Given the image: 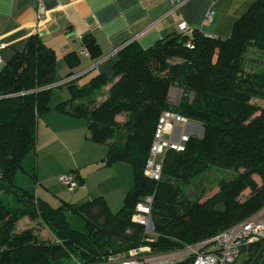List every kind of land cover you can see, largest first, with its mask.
Wrapping results in <instances>:
<instances>
[{
  "label": "trees",
  "instance_id": "trees-1",
  "mask_svg": "<svg viewBox=\"0 0 264 264\" xmlns=\"http://www.w3.org/2000/svg\"><path fill=\"white\" fill-rule=\"evenodd\" d=\"M82 38L89 57L98 60L102 53L95 39ZM168 38L148 49L128 43L118 53L112 79L95 73L80 85L88 71L52 86L62 80L56 77L57 55L31 35L1 71L0 98L10 97L0 99V264H65L71 259L72 264H108L111 256L147 244L154 252L179 250L217 236L264 207V0L251 4L227 38L194 29L193 48L180 32ZM65 60L70 69L80 62L74 52ZM64 86L69 96L52 106L54 89ZM107 86L101 101L93 97ZM172 87L182 92L178 104L170 100ZM51 110L87 121V139L107 146L103 166L132 165L134 184L118 211L101 195L53 207L17 185V172L36 149L38 121ZM165 110L190 120L189 140L185 150L166 152L162 178L152 181L144 168ZM121 116L124 122L117 120ZM120 130L127 133L122 145L112 141ZM210 167L233 169L237 175L220 181L218 191L205 200L179 201L181 188L170 180L187 184ZM148 195H154V242H146L145 228L131 220L137 203ZM69 212L84 217L85 233L71 228ZM25 217L40 219L53 240L41 239L33 224L17 231ZM244 251L245 264H260L264 239ZM192 257L170 264H192Z\"/></svg>",
  "mask_w": 264,
  "mask_h": 264
},
{
  "label": "crops",
  "instance_id": "crops-1",
  "mask_svg": "<svg viewBox=\"0 0 264 264\" xmlns=\"http://www.w3.org/2000/svg\"><path fill=\"white\" fill-rule=\"evenodd\" d=\"M40 1L44 6L42 15L38 13ZM254 1L0 0V73L16 51L23 50L27 39L31 35H38L46 46L57 55V79H63L69 72L84 70H88L89 75L101 73L106 78L112 79L118 53L128 43L135 41L143 49H148L154 46L157 41L178 34L181 22H186L192 30L197 29L204 34L227 38L232 33L234 23ZM210 10L213 11V14L211 19H208L207 13ZM78 35H91L95 39L102 53L98 60H92L90 57L78 53L83 46V41L78 38ZM70 52L77 53L80 60L73 69L69 68L65 60V55ZM56 89H54L50 100L52 106L67 97L64 93L56 94ZM81 131L86 142L96 145L88 146L89 154L95 153V159L101 158L99 160L92 159V164H96L98 161L102 162L107 154V146L87 139L86 136L89 132L87 121L51 110L38 121L39 144L37 151L30 153L25 158L23 169L19 170L21 174L17 172L15 177L17 185L33 191L30 179L34 173L33 176L38 184L34 192L35 195L54 207L60 206L63 202L82 204L100 195L107 199L110 208H112L113 202L121 204L120 197L111 199V196L104 192L96 193L95 196L91 195L93 194L91 191V194L89 193L88 177L83 168L85 165H81V162L76 160L77 158H75V163L65 170L56 171L52 175H40V147L45 146L52 149V152L43 157L44 159L53 157V153H58L60 148L66 151H68L67 148H71L74 152L75 144L82 137ZM118 163L113 164L111 169L117 167ZM101 166H103V162L99 165V169H104ZM74 169L77 170L79 180L84 184L79 186V191L68 194L63 192V188H57L60 184L57 176L61 172H69ZM112 178L116 182L115 174L112 175ZM19 179H22L23 182H19ZM116 189H118L117 186L114 187V190ZM127 190L126 188L121 192V196L125 195ZM27 221L29 220H26L25 223ZM50 237L54 238L53 235Z\"/></svg>",
  "mask_w": 264,
  "mask_h": 264
},
{
  "label": "built area",
  "instance_id": "built-area-1",
  "mask_svg": "<svg viewBox=\"0 0 264 264\" xmlns=\"http://www.w3.org/2000/svg\"><path fill=\"white\" fill-rule=\"evenodd\" d=\"M38 13L39 15L44 13V6L41 1L38 5ZM212 14L213 11L210 10L207 13V18L211 19ZM179 32L189 37L186 46L193 48V30L189 28L186 22L179 24ZM206 35L212 36L210 34ZM78 38L80 40L83 39L81 35H78ZM79 54L87 57L90 56L84 45L79 50ZM87 72L88 70H84L69 78L62 79L52 86L67 83ZM189 123L190 120L180 112L172 110L162 112L158 119L149 157L144 168L146 178L152 181H159L163 175V162L166 152L170 150H185L186 142L189 140V134L185 128ZM179 129L180 131H178ZM59 179L64 185L72 189L77 175L74 172H66ZM153 201L154 195H148L142 198L137 203L134 213L131 216L132 222L145 228L144 240L146 242H154L158 237L154 231V223L151 218ZM263 239L264 207L257 213L234 224L215 237L195 244H188L182 249L169 252H152L151 246L147 244L131 249L125 258L118 257L115 259L111 256L108 264H170L190 256H193L192 264H234L240 256L246 255L244 250L247 247ZM260 264H264V258Z\"/></svg>",
  "mask_w": 264,
  "mask_h": 264
},
{
  "label": "rangeland",
  "instance_id": "rangeland-1",
  "mask_svg": "<svg viewBox=\"0 0 264 264\" xmlns=\"http://www.w3.org/2000/svg\"><path fill=\"white\" fill-rule=\"evenodd\" d=\"M90 77L91 75H87L83 77L79 84L82 85L88 82ZM108 88H109L108 86L104 87L101 91L97 92L93 97H97V100L101 101L103 97L106 95ZM56 92H57L56 94L61 95L62 93H64L66 96H69L68 89L65 86L61 88H57ZM181 95H182V92L180 89H178L177 87H172L170 91L171 102L173 104H178L181 98ZM256 102L259 104H262L261 101H256ZM117 120L120 122H124L125 117L123 116L118 117ZM185 129L187 130V127ZM178 131H180V129ZM81 133H82V137H80V141L75 144L74 152L71 150V148H67L68 151L61 150L60 148L58 153L53 151L54 152L53 157L44 159L43 157H45L47 154L52 152V149L49 147H45V146L40 147V152H39L40 153L39 154L40 155V159H39L40 175L42 176L52 175L56 171H59L62 169L65 170L68 166L75 163V158H77L76 160L80 161L81 165H85L83 168H84V172L86 173L88 177L87 183H88L89 193L91 194L92 192L93 193L91 194L92 196H95L94 194L96 193L104 192V193L109 194L111 196V199H117V198L119 199V197L121 198V204L120 202L118 204H114L113 202L111 209L113 212H116L122 207L126 192L129 189H131L134 184L133 167L129 163L121 162V163H118L117 167H113L112 169L111 167L113 165L101 166L104 169H99V165H101L103 161L102 162L98 161V163L96 162V164L95 163L92 164V159L96 160L97 158L95 159V153L93 155L89 154L90 152L89 147H92V146L94 147L96 145H94L91 142H86V139H84L82 131ZM126 136H127V133L124 130H120L112 141L118 143L119 145H122L125 142ZM38 144H39V141H38V136H37V145L34 151H37ZM42 149H44V152H42ZM99 159L101 158H98L97 160ZM72 172L76 173L77 175V179L75 180V184L72 189L64 185L59 179L62 174L66 173L65 171L61 172V174L57 176V180L61 184L60 185L58 183L59 186L57 188H61V189L63 188L62 189L63 192H67L68 194L74 191H79L80 189L79 186L80 185L82 186L84 184V182H81L79 180L78 172L77 171H72ZM18 174H21V171H18ZM114 174H115L116 182L112 178V175ZM33 175L34 173L32 174V176ZM236 175H237V172H235L233 169H221V168H216V167H210L209 169L197 175L195 179H193L187 184H183L176 179H171L170 181L175 186H180L181 188V192L178 197L179 201L186 200L188 202H193V201H197L201 199L205 200L206 198L212 196L218 191L220 181L233 180L236 177ZM32 176L30 179L31 180L30 183L33 184V192H35V189L37 188L38 184L36 183L34 176L33 177ZM255 178L260 183L259 178L258 177H255ZM19 182L22 183L23 182L22 179L21 180L19 179ZM115 186H117L118 189L114 190ZM126 188L128 190L125 192V195L121 196V192H123ZM247 194H248V191L244 193L242 198H244ZM67 219H68V222L71 228H73L76 231L82 232V233L86 232L85 219L82 215L69 212L67 214ZM26 220H29V221L25 223ZM29 224H33L34 226H36V229L39 232L41 239L50 241L51 239L50 236H52L53 233L51 232L49 227L46 224H44L40 219L37 221L31 222V220L26 217L22 218L16 225V230L19 231L21 228H24ZM152 252L154 251L152 250ZM126 256H127L126 253H117L113 255L112 258H115V259L118 257L125 258ZM255 256H253V258ZM246 261H247V256L242 255L237 259V261L234 264H245ZM73 262H74V259L64 261L65 264H72Z\"/></svg>",
  "mask_w": 264,
  "mask_h": 264
},
{
  "label": "water",
  "instance_id": "water-1",
  "mask_svg": "<svg viewBox=\"0 0 264 264\" xmlns=\"http://www.w3.org/2000/svg\"><path fill=\"white\" fill-rule=\"evenodd\" d=\"M174 38H175L174 36L171 37V38H168V39H166V40L164 41V43H165V44H166V43H169V42L172 41ZM6 97H10V96H5V97H2V98H0V99L6 98Z\"/></svg>",
  "mask_w": 264,
  "mask_h": 264
}]
</instances>
